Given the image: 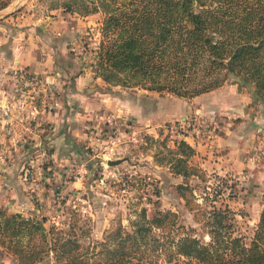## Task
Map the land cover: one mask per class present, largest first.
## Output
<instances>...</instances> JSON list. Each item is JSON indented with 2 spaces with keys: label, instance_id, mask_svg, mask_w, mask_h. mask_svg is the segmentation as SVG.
<instances>
[{
  "label": "rangeland",
  "instance_id": "1",
  "mask_svg": "<svg viewBox=\"0 0 264 264\" xmlns=\"http://www.w3.org/2000/svg\"><path fill=\"white\" fill-rule=\"evenodd\" d=\"M102 18L99 10L84 14L73 0H11L0 9V208L43 217L45 227L66 228L71 218L89 230L80 239L86 244L119 223L127 226L139 207L148 217L170 210L198 227L176 189L187 184L194 202L207 195L205 205H226L236 233L249 235L264 195V104L232 79L213 98L119 86L101 93L95 86L101 105L73 121V129L80 123V152L49 145L62 106V86L49 79L53 63L70 61L71 75L99 79L85 67L94 63ZM17 43L49 71L39 75L20 65V54L10 53ZM179 140L194 149L187 161L203 180L171 171L168 151ZM108 159L119 162L107 165ZM0 264L15 263L0 250Z\"/></svg>",
  "mask_w": 264,
  "mask_h": 264
},
{
  "label": "trees",
  "instance_id": "2",
  "mask_svg": "<svg viewBox=\"0 0 264 264\" xmlns=\"http://www.w3.org/2000/svg\"><path fill=\"white\" fill-rule=\"evenodd\" d=\"M10 1L0 0V9ZM76 2L84 14L102 12L90 66L106 88L192 98L232 79L264 104V0ZM173 144L166 161L171 171L203 180L204 173L187 161L194 149L184 140ZM176 189L198 227L184 225L170 210L157 209L148 217L139 207L127 226L119 223L83 244L89 230L71 218L66 228L45 227L43 217L0 208V250L15 264H48L49 258L57 264H264V195L257 222L244 235L236 233L229 207L205 205L207 195L194 202L187 184Z\"/></svg>",
  "mask_w": 264,
  "mask_h": 264
},
{
  "label": "crops",
  "instance_id": "3",
  "mask_svg": "<svg viewBox=\"0 0 264 264\" xmlns=\"http://www.w3.org/2000/svg\"><path fill=\"white\" fill-rule=\"evenodd\" d=\"M19 45V43L15 45L13 44L12 48H17L14 51H11L10 53L15 56L16 54H20V65H23L25 67L28 66V69L33 70V72H36V74L39 75H42V72L45 73L49 71V65H40L41 62L34 63L35 58H33V55L28 52L27 49L25 51H22L20 48H18ZM2 64L3 63L0 62V70ZM71 65L72 63L70 61H66L62 64L53 63L52 66L53 74L49 76V79L53 82H60L59 84H61L62 86V92L60 94L62 106L57 112V119L59 124L56 125L57 127H55L53 133L50 134L47 140L49 145L51 147H54V149L65 148L68 151L78 153L80 152V148L78 147L77 142L81 141V128L80 123H77V127H75L76 129H73V121L79 120L83 117L85 118L87 114L93 113L94 111H96V108L101 105L98 100V97L95 96V94H101L96 93L95 86H98L100 89H102V91H100L101 93L105 92V90L107 89H112V87L106 88L105 84L100 78L98 79L90 77L84 79L82 78L81 72H79V74L71 75ZM85 69H87V75H90V69H92L91 66L89 65L85 67ZM113 87L115 88L117 86ZM224 90H226L225 86H222L211 92L203 93L199 96H203V98L207 96V98H213L212 95H214V97L218 96V92L222 93L224 92ZM248 93L251 97L249 91ZM219 102V99L215 100L214 105L219 107ZM260 111L261 114L264 115V107H262ZM254 119H256V117H254ZM9 180L12 179L9 178Z\"/></svg>",
  "mask_w": 264,
  "mask_h": 264
},
{
  "label": "water",
  "instance_id": "4",
  "mask_svg": "<svg viewBox=\"0 0 264 264\" xmlns=\"http://www.w3.org/2000/svg\"><path fill=\"white\" fill-rule=\"evenodd\" d=\"M119 161L118 160H110V159H108V160H106L105 161V163L107 164V165H114V164H116V163H118ZM207 237V236H206Z\"/></svg>",
  "mask_w": 264,
  "mask_h": 264
},
{
  "label": "built area",
  "instance_id": "5",
  "mask_svg": "<svg viewBox=\"0 0 264 264\" xmlns=\"http://www.w3.org/2000/svg\"><path fill=\"white\" fill-rule=\"evenodd\" d=\"M32 117L34 118V115L32 114Z\"/></svg>",
  "mask_w": 264,
  "mask_h": 264
}]
</instances>
